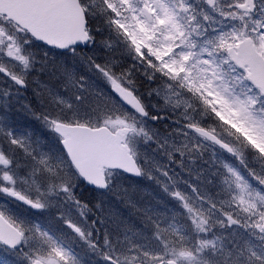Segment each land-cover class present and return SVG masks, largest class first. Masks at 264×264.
<instances>
[{"label": "snow or ice", "instance_id": "snow-or-ice-1", "mask_svg": "<svg viewBox=\"0 0 264 264\" xmlns=\"http://www.w3.org/2000/svg\"><path fill=\"white\" fill-rule=\"evenodd\" d=\"M0 264H264V0H0Z\"/></svg>", "mask_w": 264, "mask_h": 264}, {"label": "trees", "instance_id": "trees-1", "mask_svg": "<svg viewBox=\"0 0 264 264\" xmlns=\"http://www.w3.org/2000/svg\"><path fill=\"white\" fill-rule=\"evenodd\" d=\"M146 191L150 192V191H151V189H150V188H147V189H146Z\"/></svg>", "mask_w": 264, "mask_h": 264}]
</instances>
